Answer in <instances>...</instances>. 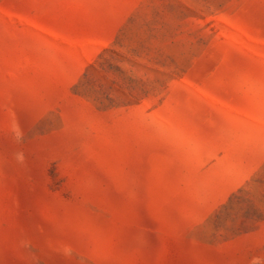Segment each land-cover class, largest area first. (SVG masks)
<instances>
[{"label": "rangeland", "instance_id": "374dc122", "mask_svg": "<svg viewBox=\"0 0 264 264\" xmlns=\"http://www.w3.org/2000/svg\"><path fill=\"white\" fill-rule=\"evenodd\" d=\"M0 264H264V0H0Z\"/></svg>", "mask_w": 264, "mask_h": 264}, {"label": "clouds", "instance_id": "9594fccd", "mask_svg": "<svg viewBox=\"0 0 264 264\" xmlns=\"http://www.w3.org/2000/svg\"><path fill=\"white\" fill-rule=\"evenodd\" d=\"M19 159H21V160L23 159V156H22V154H20V156H19Z\"/></svg>", "mask_w": 264, "mask_h": 264}]
</instances>
